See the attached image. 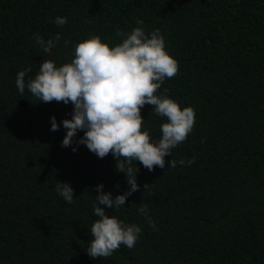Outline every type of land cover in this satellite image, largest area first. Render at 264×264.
Returning <instances> with one entry per match:
<instances>
[{
	"label": "trees",
	"instance_id": "16d2710c",
	"mask_svg": "<svg viewBox=\"0 0 264 264\" xmlns=\"http://www.w3.org/2000/svg\"><path fill=\"white\" fill-rule=\"evenodd\" d=\"M57 16L68 23L57 26ZM135 27L164 35L178 72L155 94L167 89L182 110L193 107L195 124L164 168L137 162L139 190L106 209L142 227L135 246L92 258L96 185L123 194L125 174L111 153L62 147L72 104L21 95L15 77L31 68L34 78L43 60L71 62L90 36L119 44L116 33ZM56 33L51 54L33 39ZM153 108L141 109V130L158 140L167 118ZM193 156L191 166L168 167ZM57 181L74 189L71 204ZM145 203L158 230L137 210ZM0 264H264V0H0Z\"/></svg>",
	"mask_w": 264,
	"mask_h": 264
},
{
	"label": "clouds",
	"instance_id": "9594fccd",
	"mask_svg": "<svg viewBox=\"0 0 264 264\" xmlns=\"http://www.w3.org/2000/svg\"><path fill=\"white\" fill-rule=\"evenodd\" d=\"M54 23L62 27L68 19L57 16ZM136 23L143 25V20ZM116 37L121 43L110 47L100 36H90L74 44L71 62L57 66L56 61L43 60L34 78L29 75L31 68L18 71L15 77L21 95L27 89L40 102L72 104L71 118L61 122L66 130L62 147H72L76 152L84 145L101 159L111 153L118 161L117 169L125 174L129 187L123 194L113 195L104 191L103 183L96 185L98 195L92 207L98 219L91 225L92 239L86 251L92 258L110 257L122 245L128 249L135 246L142 227L109 216L106 209L125 207L128 197L139 190L137 162L149 171L156 166L164 168L165 157L187 139L195 124L193 107L182 110L177 101L167 96V89L162 95L155 94L166 78L178 72V62L169 54L161 31L146 33L142 27H135L131 32L118 31ZM33 39L43 52L51 54L62 35L56 33L46 40L34 34ZM64 44L67 46L69 41ZM146 104L153 105L157 115L167 118L158 140L152 139L147 129L141 130L146 120L141 109ZM50 123L51 131L59 130L61 125L55 116L50 117ZM81 131L83 136L74 144ZM195 160V156L178 162L171 159L168 167L175 168L178 163L191 166ZM55 190L68 204L73 202L74 189L69 183L57 181ZM137 210L150 227L158 230L146 203Z\"/></svg>",
	"mask_w": 264,
	"mask_h": 264
}]
</instances>
